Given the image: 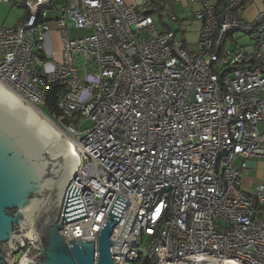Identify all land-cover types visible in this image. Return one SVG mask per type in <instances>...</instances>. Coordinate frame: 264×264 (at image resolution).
Listing matches in <instances>:
<instances>
[{"label":"built area","instance_id":"built-area-1","mask_svg":"<svg viewBox=\"0 0 264 264\" xmlns=\"http://www.w3.org/2000/svg\"><path fill=\"white\" fill-rule=\"evenodd\" d=\"M251 1L203 2L193 51L175 34L167 0L154 1L160 17L147 14L152 0H64L52 17L53 0H24L26 19L0 28V85L36 110L60 86L56 114H44L79 158L68 189L83 190L87 214L63 223L66 243L96 242L118 195L128 201L111 241L135 213L125 255L110 249L118 264H264V183L252 195L240 189L247 163L264 159V7L253 22L236 17ZM66 20L89 34L69 39ZM52 22L63 48L50 63L42 44ZM238 33L250 43L239 46Z\"/></svg>","mask_w":264,"mask_h":264},{"label":"water","instance_id":"water-1","mask_svg":"<svg viewBox=\"0 0 264 264\" xmlns=\"http://www.w3.org/2000/svg\"><path fill=\"white\" fill-rule=\"evenodd\" d=\"M37 110L0 85V264H13L26 242L30 249L20 264H118L110 249L113 255H125L120 247L134 241L127 234L135 213L129 212L116 240L111 241L128 201L117 195L96 242L94 236L64 241L59 233L63 223L87 217L83 190L73 185L68 189L79 158ZM186 261L218 264L208 257Z\"/></svg>","mask_w":264,"mask_h":264},{"label":"crops","instance_id":"crops-1","mask_svg":"<svg viewBox=\"0 0 264 264\" xmlns=\"http://www.w3.org/2000/svg\"><path fill=\"white\" fill-rule=\"evenodd\" d=\"M142 0H123L126 5H138ZM225 0H172L170 4V10L176 16L179 24L173 25L174 31H178L177 37L184 43L185 47L189 51L196 49L197 33L200 30V21L194 18L196 13L201 12L203 9V2H208L210 5H218ZM62 0H53V10L49 12V17L55 14H59V7L62 6ZM264 0H258L254 2L252 0L243 10L242 13L236 14V17L244 22H253L257 14L263 9ZM27 17V11L24 7V0H7L0 1V28H15L21 24ZM50 32L47 34V39L54 38L60 39V46H63V34L57 28L55 23H51ZM89 34V31L75 30L68 22L66 28V35L69 39L82 38ZM188 35H194V40L190 41L194 43L190 46L187 39ZM45 37V39H46ZM44 39V42L47 40ZM43 42V43H44ZM193 50H191V49ZM45 51L43 55L45 57ZM46 58V57H45ZM55 60V58H53ZM50 63L52 62L51 60ZM264 183V159L250 160L247 163V168L243 172L240 189L247 195H252L256 187Z\"/></svg>","mask_w":264,"mask_h":264},{"label":"rangeland","instance_id":"rangeland-1","mask_svg":"<svg viewBox=\"0 0 264 264\" xmlns=\"http://www.w3.org/2000/svg\"><path fill=\"white\" fill-rule=\"evenodd\" d=\"M255 1L258 2V0H254V2ZM62 2H64V0H62ZM241 13H242V11L239 12V14H241ZM66 23L68 24V20H66ZM51 26H52V24L50 25V27ZM49 32L45 34V37L48 36L47 34H49ZM46 39H47V37H46ZM187 39L190 42V41H193L195 38H194V35L193 34L192 35H188L187 34ZM197 40H198V33H197ZM236 40H237V43H238L239 46H245V45H248L250 43L249 37L247 35H244V34H241V33H238L236 35ZM188 44L190 46H192L194 43L190 42ZM42 45H43V50L46 53L45 54V57H46L47 60H52L53 58H55V60L57 62H61V60H62V48L63 47L60 46V39L59 40H55L54 38L47 39ZM231 46L233 47L234 44L232 43ZM191 50H193V49H191ZM53 70H54V67L51 64H47L46 63V64H43V66H42V73L45 74V75H47L49 73H52ZM89 79L92 80L91 77ZM48 121H50V120H48ZM50 123L52 124L53 127L56 128V126L51 121H50ZM89 126H90V122L89 121H85L83 123V125L81 126L80 129L81 130H84V129L88 128ZM56 130L59 132L60 135H62L63 137H65L58 128H56ZM65 139H67V141L70 142L68 140V138L65 137ZM240 162H241L240 160H236L234 162V166L238 167L240 165ZM20 258H21V255L18 256V260H20Z\"/></svg>","mask_w":264,"mask_h":264},{"label":"trees","instance_id":"trees-1","mask_svg":"<svg viewBox=\"0 0 264 264\" xmlns=\"http://www.w3.org/2000/svg\"><path fill=\"white\" fill-rule=\"evenodd\" d=\"M155 0H152L151 6L148 8V15L149 16H155L160 17V13L163 11V8L157 6L154 4ZM172 0H167V6L170 8ZM227 0L221 2L224 3ZM250 2L244 3V5L236 12V14L239 11H242ZM175 34H178V31L175 32ZM60 90V86L57 84H51L46 92V101L45 105L41 108V111L45 113L47 116L52 117V115L56 114V98L57 94Z\"/></svg>","mask_w":264,"mask_h":264},{"label":"bare ground","instance_id":"bare-ground-1","mask_svg":"<svg viewBox=\"0 0 264 264\" xmlns=\"http://www.w3.org/2000/svg\"><path fill=\"white\" fill-rule=\"evenodd\" d=\"M37 112V114L39 115L40 114V116L48 123V124H50L51 126H52V124L50 123V121H48L49 119L47 118V117H45V115H43L41 112H39L38 110L36 111ZM53 127V126H52ZM55 130H56V128L55 127H53ZM57 131V130H56ZM58 132V131H57ZM59 133V132H58ZM65 138V137H64ZM67 140V139H66ZM71 145H72V143L71 142H69Z\"/></svg>","mask_w":264,"mask_h":264}]
</instances>
